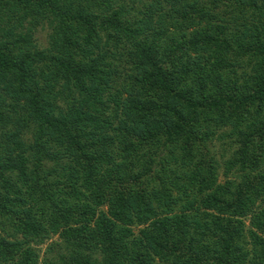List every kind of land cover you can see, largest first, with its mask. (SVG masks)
Segmentation results:
<instances>
[{
	"label": "trees",
	"instance_id": "obj_1",
	"mask_svg": "<svg viewBox=\"0 0 264 264\" xmlns=\"http://www.w3.org/2000/svg\"><path fill=\"white\" fill-rule=\"evenodd\" d=\"M0 264H264V0H0Z\"/></svg>",
	"mask_w": 264,
	"mask_h": 264
},
{
	"label": "rangeland",
	"instance_id": "obj_2",
	"mask_svg": "<svg viewBox=\"0 0 264 264\" xmlns=\"http://www.w3.org/2000/svg\"><path fill=\"white\" fill-rule=\"evenodd\" d=\"M46 35H47L46 29H42V30L38 29L37 32L35 33V39L40 44V46H44L46 44V37H47ZM42 248H44V246H42Z\"/></svg>",
	"mask_w": 264,
	"mask_h": 264
}]
</instances>
